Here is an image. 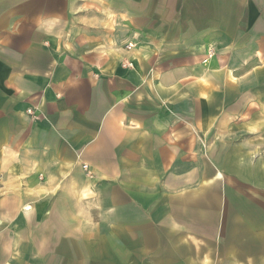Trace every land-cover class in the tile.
Returning a JSON list of instances; mask_svg holds the SVG:
<instances>
[{
  "label": "crops",
  "instance_id": "1",
  "mask_svg": "<svg viewBox=\"0 0 264 264\" xmlns=\"http://www.w3.org/2000/svg\"><path fill=\"white\" fill-rule=\"evenodd\" d=\"M259 135L264 0H0V264H264Z\"/></svg>",
  "mask_w": 264,
  "mask_h": 264
},
{
  "label": "rangeland",
  "instance_id": "2",
  "mask_svg": "<svg viewBox=\"0 0 264 264\" xmlns=\"http://www.w3.org/2000/svg\"><path fill=\"white\" fill-rule=\"evenodd\" d=\"M254 136H255V135H254ZM256 136H258V135H256ZM259 136H261V137L259 138V140H261V141L264 142V135H259Z\"/></svg>",
  "mask_w": 264,
  "mask_h": 264
},
{
  "label": "built area",
  "instance_id": "3",
  "mask_svg": "<svg viewBox=\"0 0 264 264\" xmlns=\"http://www.w3.org/2000/svg\"><path fill=\"white\" fill-rule=\"evenodd\" d=\"M26 113H27L28 115H31V109H27V110H26Z\"/></svg>",
  "mask_w": 264,
  "mask_h": 264
}]
</instances>
